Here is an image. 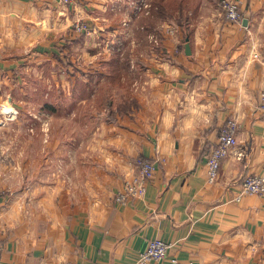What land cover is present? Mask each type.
I'll return each mask as SVG.
<instances>
[{
    "label": "crops",
    "instance_id": "obj_1",
    "mask_svg": "<svg viewBox=\"0 0 264 264\" xmlns=\"http://www.w3.org/2000/svg\"><path fill=\"white\" fill-rule=\"evenodd\" d=\"M218 1L147 0L148 8L136 11L132 0H0L1 111L22 91L20 68L33 57L62 62L69 52L73 61L83 45L92 48L88 62H104L110 57L104 42L122 28L130 33L126 46H136L137 17L148 15L152 3L160 6L151 14L145 49L137 50L135 110L108 119L91 101V88L86 122L72 110V120L86 130L74 122L67 140L61 126L49 144L46 135L38 137L44 158L52 148L53 180L32 182L27 167L0 163V264H134L152 239L169 245L160 264L171 257L197 264L264 261V195L233 199L242 176L264 177V112L257 108L264 0H232L240 23L226 21ZM76 20L88 24L85 35L73 32ZM230 117L238 123L240 156L229 154L208 184L206 157ZM140 157L155 166L144 196L115 204L114 194L136 174ZM46 168L45 160L42 173Z\"/></svg>",
    "mask_w": 264,
    "mask_h": 264
},
{
    "label": "rangeland",
    "instance_id": "obj_2",
    "mask_svg": "<svg viewBox=\"0 0 264 264\" xmlns=\"http://www.w3.org/2000/svg\"><path fill=\"white\" fill-rule=\"evenodd\" d=\"M219 1L216 2L217 6ZM84 23L89 30L88 24ZM85 34L86 32L79 36ZM129 38V31L126 33V30L122 28L117 30L111 35L110 39L104 42L105 55L108 54L107 57H109L120 54L124 46L128 44ZM101 48L102 46H99L97 51L100 52ZM91 49L79 45L77 49H74L73 61L68 58L71 55L68 52L70 50L67 51V57L64 56V61L62 62L55 58L33 57L29 62L25 63L22 69L20 68L21 77L18 78L17 87L22 89V91L19 90L18 93L13 95V105L10 106L7 101L2 111L0 110V163L6 162L7 159L9 162L13 161L14 165L18 166L19 169L27 167L29 169L28 172H30L29 178L32 182L38 183L39 180H44L45 177L49 181L54 179V172H52V175V170H49L50 167H54L55 163L52 148L48 146V152L44 158V152H42L43 144L42 142L39 143L38 137L46 135L48 143L53 133L56 130L58 131V127L61 126L65 134L64 140H67L69 132L75 128H73L72 123L77 122L72 120L74 117L72 110L77 112L78 117L81 118L80 121L86 122L87 116H90L88 113L90 102L87 99L90 96L89 90L93 88V90L96 89L97 91L98 87L107 80L102 75L101 77L98 76L97 72L98 70L105 71L106 67H104V64L108 60L101 61L98 64L88 62L92 60L90 59ZM137 50L136 46L132 47L131 50V65L133 69H135L140 58ZM70 71H76L79 75L78 78H73L74 82L67 77ZM90 74L92 77H89ZM116 87L118 89L112 88L114 99L118 98L119 93L124 92V89H121L120 86ZM132 90L129 93L130 97L134 99ZM96 91L92 92V94H95ZM81 100H84V102H81ZM91 101L96 104V101ZM78 102H80L79 106H77ZM44 103L54 107L52 108L53 110H45L43 108ZM104 112L106 113L107 111ZM9 118L12 120H8ZM60 123L62 124L60 125ZM75 125H79V131L81 129L83 131L86 130L78 122ZM83 134H86V132H83ZM6 150L15 151L13 158L10 156L6 158V153L2 152ZM45 160L48 167L46 168L47 174L42 173V170L44 172L43 164ZM40 165L42 166L41 172H39ZM17 176L19 175L17 174Z\"/></svg>",
    "mask_w": 264,
    "mask_h": 264
},
{
    "label": "built area",
    "instance_id": "obj_3",
    "mask_svg": "<svg viewBox=\"0 0 264 264\" xmlns=\"http://www.w3.org/2000/svg\"><path fill=\"white\" fill-rule=\"evenodd\" d=\"M71 0H60L62 4H69ZM136 11L147 9V0H132ZM218 7L223 18L228 22L240 23L242 19L238 5L232 0H220ZM72 30L76 34L88 31L87 25L76 20L72 23ZM171 32H174L171 30ZM150 41L156 43V38L150 36ZM263 87L259 93L257 102L258 110L264 112V69L262 71ZM237 133L238 123L235 117H230L224 121L218 131L216 142L210 149L206 157V182L213 184L218 178L221 162L229 155L240 156L237 153ZM136 174L129 179H125L121 188L114 194L113 200L117 205H126L130 201L141 199L146 191V187L152 180L155 166L152 160L140 157L136 161ZM246 195H264V177L261 175L245 174L241 177L238 185V192L233 197L235 201L241 200ZM168 243L160 239H152L147 243L144 251L138 254L134 264H160L167 258ZM2 248L0 246V257ZM169 264H197L193 261H178L175 257L168 259ZM50 264H79L72 262H56ZM264 264V261L261 263Z\"/></svg>",
    "mask_w": 264,
    "mask_h": 264
},
{
    "label": "trees",
    "instance_id": "obj_4",
    "mask_svg": "<svg viewBox=\"0 0 264 264\" xmlns=\"http://www.w3.org/2000/svg\"><path fill=\"white\" fill-rule=\"evenodd\" d=\"M150 12L148 15H140L135 21L133 28L132 37L138 48V51L145 49L147 44V35L151 31V25L154 21V17L151 14L154 13V8L159 5L151 4ZM131 46L124 47L123 51L118 55H111L107 62H105L104 67L105 71L102 76L107 78L105 82L100 85L93 95V100L96 101L95 108L98 112L106 110L108 119L115 118L116 114L122 115L130 113L138 107L135 99L130 97L129 91L133 88L137 76L134 73L131 65ZM120 86L121 89H124V92L118 96L119 101L115 103L112 88L118 89ZM89 101V97H87ZM47 109L53 110L50 105L47 106Z\"/></svg>",
    "mask_w": 264,
    "mask_h": 264
},
{
    "label": "water",
    "instance_id": "obj_5",
    "mask_svg": "<svg viewBox=\"0 0 264 264\" xmlns=\"http://www.w3.org/2000/svg\"><path fill=\"white\" fill-rule=\"evenodd\" d=\"M185 48L188 50V45H186Z\"/></svg>",
    "mask_w": 264,
    "mask_h": 264
}]
</instances>
